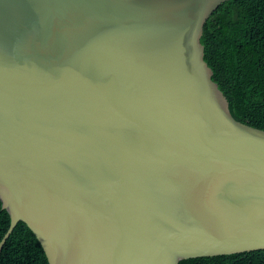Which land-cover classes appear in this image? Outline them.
<instances>
[{
	"label": "water",
	"instance_id": "water-1",
	"mask_svg": "<svg viewBox=\"0 0 264 264\" xmlns=\"http://www.w3.org/2000/svg\"><path fill=\"white\" fill-rule=\"evenodd\" d=\"M228 0H0V202L48 264L264 250V130L203 28Z\"/></svg>",
	"mask_w": 264,
	"mask_h": 264
},
{
	"label": "trees",
	"instance_id": "trees-1",
	"mask_svg": "<svg viewBox=\"0 0 264 264\" xmlns=\"http://www.w3.org/2000/svg\"><path fill=\"white\" fill-rule=\"evenodd\" d=\"M201 44L212 80L232 117L264 130V0H228L209 17ZM10 225L1 208L0 242ZM0 264H48L38 240L19 222L0 252ZM179 264H264V250L186 259Z\"/></svg>",
	"mask_w": 264,
	"mask_h": 264
}]
</instances>
